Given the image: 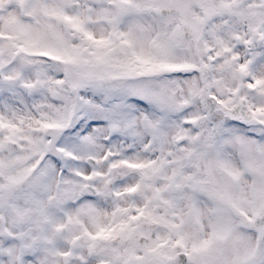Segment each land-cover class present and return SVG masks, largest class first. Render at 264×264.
I'll return each mask as SVG.
<instances>
[{
	"label": "snow or ice",
	"instance_id": "6c2138e0",
	"mask_svg": "<svg viewBox=\"0 0 264 264\" xmlns=\"http://www.w3.org/2000/svg\"><path fill=\"white\" fill-rule=\"evenodd\" d=\"M0 264H264V0H0Z\"/></svg>",
	"mask_w": 264,
	"mask_h": 264
}]
</instances>
